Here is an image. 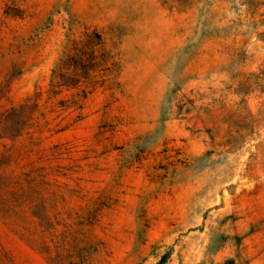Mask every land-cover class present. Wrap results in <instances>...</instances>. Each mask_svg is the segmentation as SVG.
<instances>
[{
    "label": "rangeland",
    "instance_id": "obj_1",
    "mask_svg": "<svg viewBox=\"0 0 264 264\" xmlns=\"http://www.w3.org/2000/svg\"><path fill=\"white\" fill-rule=\"evenodd\" d=\"M26 100L0 264H264V0H0Z\"/></svg>",
    "mask_w": 264,
    "mask_h": 264
},
{
    "label": "trees",
    "instance_id": "obj_2",
    "mask_svg": "<svg viewBox=\"0 0 264 264\" xmlns=\"http://www.w3.org/2000/svg\"><path fill=\"white\" fill-rule=\"evenodd\" d=\"M35 107L36 105L29 104V101L26 100L24 104L12 108L0 122V134L2 135L0 138L4 136V130H7L6 134L12 139L21 136L32 120ZM164 260L165 258H163L158 264H163Z\"/></svg>",
    "mask_w": 264,
    "mask_h": 264
}]
</instances>
